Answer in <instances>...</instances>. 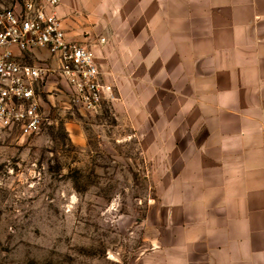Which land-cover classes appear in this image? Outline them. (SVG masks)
Masks as SVG:
<instances>
[{
	"label": "rangeland",
	"instance_id": "rangeland-1",
	"mask_svg": "<svg viewBox=\"0 0 264 264\" xmlns=\"http://www.w3.org/2000/svg\"><path fill=\"white\" fill-rule=\"evenodd\" d=\"M18 2L0 0V10ZM209 2L62 0L65 31L99 67L94 49L106 33L116 32L120 48L137 45L116 62L100 113L70 106L52 74L57 90L40 94V131H0V264L178 263L180 225L201 213L194 183L217 178L201 168L232 129L210 93ZM178 31L179 64L168 43ZM161 41L165 61L156 49L148 60L147 43L161 50Z\"/></svg>",
	"mask_w": 264,
	"mask_h": 264
},
{
	"label": "crops",
	"instance_id": "crops-1",
	"mask_svg": "<svg viewBox=\"0 0 264 264\" xmlns=\"http://www.w3.org/2000/svg\"><path fill=\"white\" fill-rule=\"evenodd\" d=\"M58 11L70 13L63 5ZM209 12L210 93L216 98L215 108L231 116L221 124L232 129L225 133L227 147L221 148L219 158L201 168L200 174L208 170L217 178L194 183L199 196L191 203L200 205L201 213L180 225L177 264H264V0H210ZM144 28L148 41L153 24L145 22ZM173 34L168 33V43L179 64V31L176 38ZM116 37V32L106 33L94 49L112 85L118 79L116 62L131 58L137 45L120 48ZM147 45L148 60L155 58L156 49L165 61L166 43L161 50L153 42ZM33 53L24 61L53 62L45 50ZM50 76L43 92L57 90L58 82Z\"/></svg>",
	"mask_w": 264,
	"mask_h": 264
},
{
	"label": "built area",
	"instance_id": "built-area-1",
	"mask_svg": "<svg viewBox=\"0 0 264 264\" xmlns=\"http://www.w3.org/2000/svg\"><path fill=\"white\" fill-rule=\"evenodd\" d=\"M61 3L19 0L0 10V131L16 130L23 137L40 131L45 118L40 94L52 74L69 105L84 112L98 114L104 101L113 98L91 48L65 31ZM36 50H45L53 62H25Z\"/></svg>",
	"mask_w": 264,
	"mask_h": 264
}]
</instances>
